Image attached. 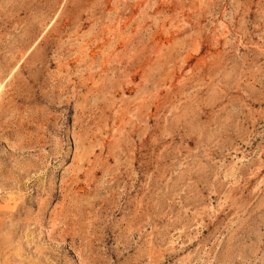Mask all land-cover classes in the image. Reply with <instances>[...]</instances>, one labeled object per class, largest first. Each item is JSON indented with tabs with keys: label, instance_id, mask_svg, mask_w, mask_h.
I'll return each mask as SVG.
<instances>
[{
	"label": "rangeland",
	"instance_id": "374dc122",
	"mask_svg": "<svg viewBox=\"0 0 264 264\" xmlns=\"http://www.w3.org/2000/svg\"><path fill=\"white\" fill-rule=\"evenodd\" d=\"M0 264H264V0H0Z\"/></svg>",
	"mask_w": 264,
	"mask_h": 264
},
{
	"label": "bare ground",
	"instance_id": "6f19581e",
	"mask_svg": "<svg viewBox=\"0 0 264 264\" xmlns=\"http://www.w3.org/2000/svg\"><path fill=\"white\" fill-rule=\"evenodd\" d=\"M0 89H1V86H0Z\"/></svg>",
	"mask_w": 264,
	"mask_h": 264
}]
</instances>
